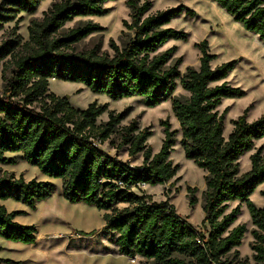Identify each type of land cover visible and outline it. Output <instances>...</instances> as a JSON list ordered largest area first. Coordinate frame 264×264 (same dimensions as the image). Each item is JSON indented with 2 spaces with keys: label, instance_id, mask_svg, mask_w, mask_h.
<instances>
[{
  "label": "trees",
  "instance_id": "1",
  "mask_svg": "<svg viewBox=\"0 0 264 264\" xmlns=\"http://www.w3.org/2000/svg\"><path fill=\"white\" fill-rule=\"evenodd\" d=\"M42 1L0 0V30L18 14L34 13ZM112 1L58 0L40 20L30 21L28 41L20 51L15 52L19 44L13 41L0 46V76L6 83L0 98V165L14 163V159L5 158L6 153H18L43 176L61 180L62 197L67 202L104 212L101 233L114 238L118 255L145 263L247 264L238 259L235 250L245 227L230 229L238 209L226 213L228 203L244 204L253 226V263L264 264V189L259 193L261 208L250 201L264 184V152L258 148L250 155L247 172L240 173L238 164L254 143L264 138V113L247 122L245 110L232 122L225 139L224 113L217 110L222 100L244 96L242 90L225 82L236 62L211 68L214 56L202 41L197 45L198 69L188 67L180 75L181 61L173 59L175 48L161 50L168 41L186 40L184 32L167 25L183 13H193L179 6L149 15L151 4L142 0H126L130 22L123 23L127 32H121V45L110 41L111 55L96 47L76 51L80 41L101 28L87 23L64 33V26L77 18L105 16L108 9L104 5ZM209 1L264 45V0ZM49 80L81 84L92 94L114 101L138 97L148 108L170 99L183 155L206 173L201 208L207 235L181 220L166 202L155 203L150 196L132 192L140 185H164L175 176L177 166L169 159L175 132L167 123L161 124L164 139L154 155L145 145L149 132L132 136L133 125L123 129L121 144L129 145L128 156L142 155V165L131 168L99 148L115 132L121 116L110 114L108 122L96 126L105 106L90 104L84 110L75 109L65 97L49 93ZM177 80L187 99L172 97ZM52 190L50 182H25L0 173V201L11 199L34 210ZM195 203L191 195L188 204ZM17 214L0 205V239L34 244L36 230L17 223Z\"/></svg>",
  "mask_w": 264,
  "mask_h": 264
},
{
  "label": "rangeland",
  "instance_id": "2",
  "mask_svg": "<svg viewBox=\"0 0 264 264\" xmlns=\"http://www.w3.org/2000/svg\"><path fill=\"white\" fill-rule=\"evenodd\" d=\"M58 0H43L32 14L20 13L15 20L5 24L0 30V46L13 41L19 44L15 52L20 51L22 45L28 41V26L32 19L40 20L44 12L52 3ZM151 4L149 15L159 11L182 6L193 15H185L171 20L167 25L186 34V40H171L162 48L165 51L174 47L173 59H180L178 67L180 75L186 68L195 70L199 66L200 53L197 45L206 41L207 50L214 60L210 63L215 68L223 63L235 61L233 70L228 74L225 82L244 92L240 99H224L218 107V113L223 116V137L226 139L232 131V122L246 112V121L252 122L264 113V45L257 36L245 31L241 25L232 20L219 6L209 0H142ZM126 0H115L104 5L108 9L103 17L77 18L64 26L66 33L73 28L83 27L87 23L96 24L101 31L95 33L76 46V51H86L97 48L100 53L112 54L110 41L121 45V32H127L124 22H130ZM8 59V58H7ZM48 91L58 97H65L75 109L84 110L90 104L105 106L106 111L96 119L95 125L101 126L108 122L109 115L121 116L115 127V132L109 140L99 145V148L117 160L128 163L132 167L142 165L141 153L128 156L129 145H122L123 129L134 126L132 136L142 131L149 132L145 142L151 154H156L162 145L163 127L167 123L170 131L175 132L174 146L169 159L177 172L173 179L161 186L150 187L140 185L132 189L136 196H150L152 202H166L172 206L179 218L188 223L196 232L207 235L208 226L203 225L205 217L201 208V194L205 190L206 173L198 169L191 161L185 159L180 147V127L174 118L170 99L153 108L145 106L143 99L127 98L114 101L105 95L89 92L81 84L49 80ZM6 83L0 76V98L3 97ZM172 97L187 99L188 94L182 90L177 80V87ZM258 148L264 152V138L254 143L253 149L243 155L239 161L240 173L250 168L249 157ZM5 158L14 159L13 164L0 165L1 174H11L16 179L50 182L53 190L50 197L39 202L32 210L27 206L11 199L0 201L7 212L18 213L15 221L24 226L34 227L36 240L34 244L25 245L0 239V264H142L140 258L133 260L118 255L114 246V238L104 235L102 215L93 206L84 204H70L62 197V184L59 179H49L40 171L21 159V154L6 153ZM259 186L250 196V201L257 207L263 206ZM193 196L196 203L189 206V197ZM122 208V205L119 206ZM238 209L235 222L230 229L242 225L245 234L240 246L235 250L238 259L254 264L252 259L251 231L253 226L244 204L228 203L226 213ZM94 233L93 235H90ZM145 264H153L146 262Z\"/></svg>",
  "mask_w": 264,
  "mask_h": 264
},
{
  "label": "built area",
  "instance_id": "3",
  "mask_svg": "<svg viewBox=\"0 0 264 264\" xmlns=\"http://www.w3.org/2000/svg\"><path fill=\"white\" fill-rule=\"evenodd\" d=\"M131 168H133L132 166H130ZM133 259H135V258H133ZM133 259H131V260H133Z\"/></svg>",
  "mask_w": 264,
  "mask_h": 264
},
{
  "label": "bare ground",
  "instance_id": "4",
  "mask_svg": "<svg viewBox=\"0 0 264 264\" xmlns=\"http://www.w3.org/2000/svg\"><path fill=\"white\" fill-rule=\"evenodd\" d=\"M53 81H55V80H53Z\"/></svg>",
  "mask_w": 264,
  "mask_h": 264
},
{
  "label": "crops",
  "instance_id": "5",
  "mask_svg": "<svg viewBox=\"0 0 264 264\" xmlns=\"http://www.w3.org/2000/svg\"><path fill=\"white\" fill-rule=\"evenodd\" d=\"M0 205H1V203H0Z\"/></svg>",
  "mask_w": 264,
  "mask_h": 264
}]
</instances>
